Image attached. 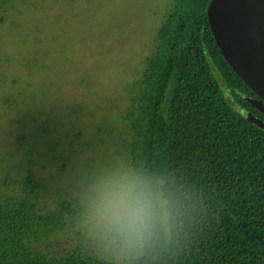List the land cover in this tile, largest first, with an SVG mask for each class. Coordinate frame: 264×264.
<instances>
[{
	"label": "trees",
	"instance_id": "trees-1",
	"mask_svg": "<svg viewBox=\"0 0 264 264\" xmlns=\"http://www.w3.org/2000/svg\"><path fill=\"white\" fill-rule=\"evenodd\" d=\"M210 1H170L129 112L131 168L164 200L168 232L157 226L125 262L80 246L49 255L34 242L64 209L0 198V264H264V130L241 110L264 114L216 42Z\"/></svg>",
	"mask_w": 264,
	"mask_h": 264
},
{
	"label": "rangeland",
	"instance_id": "rangeland-1",
	"mask_svg": "<svg viewBox=\"0 0 264 264\" xmlns=\"http://www.w3.org/2000/svg\"><path fill=\"white\" fill-rule=\"evenodd\" d=\"M170 1L0 0V198L31 199L43 213L64 209L36 250L80 246L119 262L140 251L111 247L86 220L99 183L136 178L129 112Z\"/></svg>",
	"mask_w": 264,
	"mask_h": 264
},
{
	"label": "clouds",
	"instance_id": "clouds-1",
	"mask_svg": "<svg viewBox=\"0 0 264 264\" xmlns=\"http://www.w3.org/2000/svg\"><path fill=\"white\" fill-rule=\"evenodd\" d=\"M165 202L144 181L121 175L96 186L86 226L111 247L132 252L157 226H167Z\"/></svg>",
	"mask_w": 264,
	"mask_h": 264
},
{
	"label": "water",
	"instance_id": "water-1",
	"mask_svg": "<svg viewBox=\"0 0 264 264\" xmlns=\"http://www.w3.org/2000/svg\"><path fill=\"white\" fill-rule=\"evenodd\" d=\"M208 18L225 59L259 97L264 114V0H211Z\"/></svg>",
	"mask_w": 264,
	"mask_h": 264
}]
</instances>
